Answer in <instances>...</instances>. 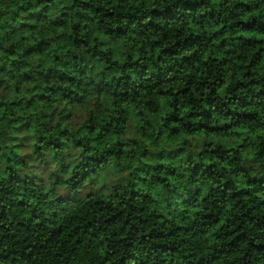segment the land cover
I'll return each instance as SVG.
<instances>
[{"label": "clouds", "instance_id": "obj_1", "mask_svg": "<svg viewBox=\"0 0 264 264\" xmlns=\"http://www.w3.org/2000/svg\"><path fill=\"white\" fill-rule=\"evenodd\" d=\"M0 264H264V0H0Z\"/></svg>", "mask_w": 264, "mask_h": 264}]
</instances>
